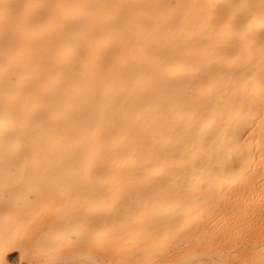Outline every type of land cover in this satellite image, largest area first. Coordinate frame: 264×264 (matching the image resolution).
Returning <instances> with one entry per match:
<instances>
[{"label": "bare ground", "instance_id": "6f19581e", "mask_svg": "<svg viewBox=\"0 0 264 264\" xmlns=\"http://www.w3.org/2000/svg\"><path fill=\"white\" fill-rule=\"evenodd\" d=\"M0 264H264V0H0Z\"/></svg>", "mask_w": 264, "mask_h": 264}]
</instances>
